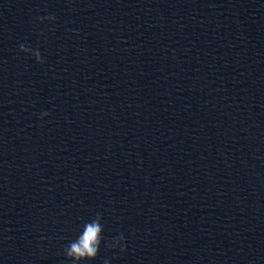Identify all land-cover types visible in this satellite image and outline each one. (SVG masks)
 Here are the masks:
<instances>
[{"label":"clouds","instance_id":"obj_1","mask_svg":"<svg viewBox=\"0 0 264 264\" xmlns=\"http://www.w3.org/2000/svg\"><path fill=\"white\" fill-rule=\"evenodd\" d=\"M47 19L54 21L55 16L50 15ZM19 51L31 53L39 63H44L41 53L38 50H33L32 48L21 44L19 46ZM47 115H49V113L44 112L41 114V117ZM101 219L102 217L100 214H97L94 219L86 222L78 237L65 247L64 254L71 260L72 264H81L82 261H91L97 257L103 239L102 233L104 230ZM124 239L123 234H120L114 239L110 247H119L121 251H124ZM105 264H108V262L105 261Z\"/></svg>","mask_w":264,"mask_h":264}]
</instances>
